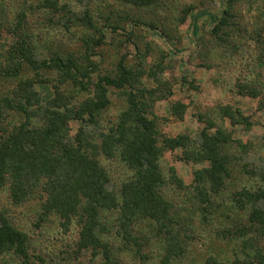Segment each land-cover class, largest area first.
<instances>
[{
  "label": "rangeland",
  "instance_id": "obj_1",
  "mask_svg": "<svg viewBox=\"0 0 264 264\" xmlns=\"http://www.w3.org/2000/svg\"><path fill=\"white\" fill-rule=\"evenodd\" d=\"M57 94L107 194L123 207L148 183L149 206L61 217L42 184L17 200L5 177L0 231L26 257L0 245V264H264V0H0V141L43 128ZM129 145L156 159L148 179Z\"/></svg>",
  "mask_w": 264,
  "mask_h": 264
},
{
  "label": "trees",
  "instance_id": "obj_2",
  "mask_svg": "<svg viewBox=\"0 0 264 264\" xmlns=\"http://www.w3.org/2000/svg\"><path fill=\"white\" fill-rule=\"evenodd\" d=\"M210 16L212 19L218 20L216 16ZM56 61L61 63L59 59ZM105 81L110 80L106 79ZM21 97L26 100V107H34L37 104L39 107L41 106L39 104L41 100L35 93L28 92ZM33 99H35L34 103H32ZM45 105V107L38 108L39 112L43 111L41 113V120L45 122L43 128H31L29 125H24L13 135L3 136V141H0V181L5 183V177L14 180L12 194L17 200L23 199L24 195H26L25 199L32 197L33 191L42 184L41 189L47 193L46 195H49V201L46 199L48 202L44 205V209H52L61 217L67 215L70 218L72 214L78 213V210L83 215L85 213L82 206L84 201L90 203L92 212L89 211V213L93 218L98 215L99 208L109 207L111 203L119 207L115 198L107 194L105 186L109 181L108 176L95 156L89 155L87 149L90 145L88 146L82 140L77 139L73 148L64 141L61 128L58 127L59 121L56 114H61L58 111L61 108L66 111L67 105L61 103L58 94ZM31 114L34 113H30L28 116L30 117ZM2 128L0 127V131ZM128 148V151H124L123 155L129 168L135 169L137 166H141L142 170L145 167L146 171L142 172L143 177L140 179H148L149 177L146 175L151 168H153V172L156 171V159L151 156L141 158L139 154L132 157L131 152L134 149L132 145H129ZM216 163L218 164V161ZM23 184L25 187H30V191H24ZM148 188V183L143 184V191L137 185L133 188L136 191L127 201L125 198H128V195L123 196V207H119L122 212L124 213L129 206L134 204L137 208H147L149 206L146 196ZM127 204L129 206L124 208ZM151 210L154 214L159 211V208ZM0 232V245L4 249L16 247L15 249H18L19 253L26 257L24 234L12 229L9 225H6Z\"/></svg>",
  "mask_w": 264,
  "mask_h": 264
}]
</instances>
